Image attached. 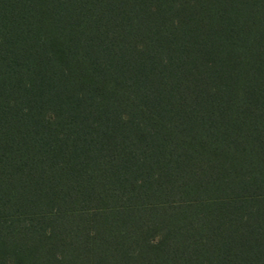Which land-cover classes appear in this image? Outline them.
<instances>
[{
	"label": "trees",
	"instance_id": "trees-1",
	"mask_svg": "<svg viewBox=\"0 0 264 264\" xmlns=\"http://www.w3.org/2000/svg\"><path fill=\"white\" fill-rule=\"evenodd\" d=\"M0 264H264V0H0Z\"/></svg>",
	"mask_w": 264,
	"mask_h": 264
}]
</instances>
